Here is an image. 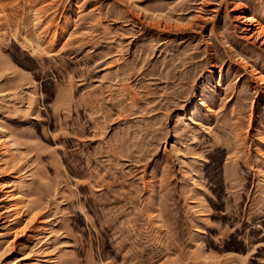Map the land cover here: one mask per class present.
Listing matches in <instances>:
<instances>
[{
	"label": "rangeland",
	"instance_id": "rangeland-1",
	"mask_svg": "<svg viewBox=\"0 0 264 264\" xmlns=\"http://www.w3.org/2000/svg\"><path fill=\"white\" fill-rule=\"evenodd\" d=\"M248 17L264 0H0V264H264Z\"/></svg>",
	"mask_w": 264,
	"mask_h": 264
},
{
	"label": "bare ground",
	"instance_id": "bare-ground-1",
	"mask_svg": "<svg viewBox=\"0 0 264 264\" xmlns=\"http://www.w3.org/2000/svg\"><path fill=\"white\" fill-rule=\"evenodd\" d=\"M245 22L247 23L248 29L252 30V33L257 37L260 38L264 34V26H262L254 17H248L245 19ZM262 38L264 39V36ZM260 84L264 85V81Z\"/></svg>",
	"mask_w": 264,
	"mask_h": 264
}]
</instances>
